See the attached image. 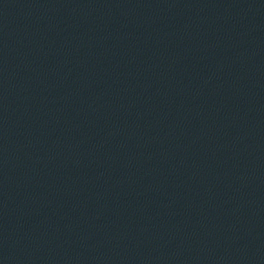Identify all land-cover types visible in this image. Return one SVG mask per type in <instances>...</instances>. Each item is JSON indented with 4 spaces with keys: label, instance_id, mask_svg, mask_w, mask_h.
I'll list each match as a JSON object with an SVG mask.
<instances>
[{
    "label": "water",
    "instance_id": "obj_1",
    "mask_svg": "<svg viewBox=\"0 0 264 264\" xmlns=\"http://www.w3.org/2000/svg\"><path fill=\"white\" fill-rule=\"evenodd\" d=\"M0 264H264V0H0Z\"/></svg>",
    "mask_w": 264,
    "mask_h": 264
}]
</instances>
